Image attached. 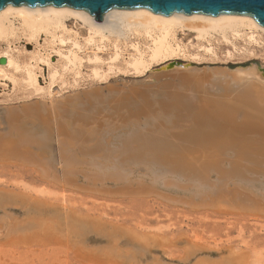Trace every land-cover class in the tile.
Returning a JSON list of instances; mask_svg holds the SVG:
<instances>
[{"label":"rangeland","instance_id":"obj_1","mask_svg":"<svg viewBox=\"0 0 264 264\" xmlns=\"http://www.w3.org/2000/svg\"><path fill=\"white\" fill-rule=\"evenodd\" d=\"M80 21L70 18L65 23L66 38L82 46L78 83L68 74L52 95H37L21 83L14 86L0 80V154L8 149L0 155V264H264V157L238 158L229 148L219 158L217 170L198 160L193 162L196 168L177 165L190 158L188 154L198 156L194 153L211 138L178 135L192 127V120L175 119L170 110L157 105L143 112L116 103L114 90L136 77L125 65L133 55L132 45L145 48L146 41L106 33L100 49L86 47L92 35ZM15 27H20L17 20ZM252 35L254 41H250ZM197 37L196 31L177 29L175 41L187 50L166 62L259 60L264 64L262 31L245 30L225 40L219 34L208 41ZM47 42L44 34L38 43L23 36L1 39L0 60L9 51L24 67L40 53H50L51 64L60 70L64 63L47 49ZM70 49L68 44L61 51ZM42 68L39 82L46 88L49 68ZM96 69L103 80L93 79ZM29 105L48 117L43 126L37 112L22 111ZM54 107H59L57 117ZM8 109L16 112L10 123ZM245 113L254 114L244 108L234 115L235 121L243 120ZM49 115L51 120L54 116L53 122ZM200 123L193 126L200 134L215 125ZM245 128L248 132L240 133L242 138L258 136L257 128ZM26 136L40 149L35 152L23 145L20 141ZM128 136H138L130 138L134 143L138 140L140 147V142L150 143V149L143 144L139 152L125 157L126 142L132 144H127L130 148H139ZM16 146L32 151L37 159L13 154Z\"/></svg>","mask_w":264,"mask_h":264},{"label":"bare ground","instance_id":"obj_2","mask_svg":"<svg viewBox=\"0 0 264 264\" xmlns=\"http://www.w3.org/2000/svg\"><path fill=\"white\" fill-rule=\"evenodd\" d=\"M70 18H75L77 20L79 19L82 21V23L85 26L87 25L92 36H91V39L88 40V42H85L86 47L87 46H97V47H99L98 49H100L101 44L103 43V41H105L106 33H108L110 35H115L117 37V39L127 38L131 35L136 37V38L142 37L146 41L145 48H142L140 46V44H133L132 45L133 55H130L129 60L125 61L127 71L136 77L144 76L154 66L165 63L168 58H171L174 56H179L180 53H185L186 48L183 47L182 45H180L179 43H177V41H175L174 33L177 31V29H188L191 31H196L197 35H198L197 38H199V40H202V41H208V39L211 36H213L214 34H217V35L219 34L222 36L221 38L224 39V38H227L228 35H231L233 37L240 36V33L242 31H245V30H250L252 32V34L257 33L259 31L264 32V27L261 26L260 24H258V22L254 18H252L250 16H243V15L223 14V15H219V16H209V15H203V14H192L190 16H187V15H184L181 13H174L171 16H163L161 14H155L152 11L145 9V8L112 9L104 15L102 22H97L88 12H86L84 10L73 9L70 7H59L58 8L55 6H46L43 8H30L27 6L14 7L12 5H7L4 9H2L0 11V40L1 39L7 40V39H9V37L16 38L19 36H23V37L27 38V40L29 42L38 43L39 39L44 34L46 37H48V40H49V42H47V44H48L47 49L52 50L53 52L57 53L58 56H60V58L64 64L61 67V69L59 70V69H57V67H55L54 65L51 64V62L49 60L50 59V53H44V54L40 53L39 56L36 59L34 58L31 63L22 67L21 65H19V63L13 57V55L9 51H7V52L2 54L3 55L2 57L5 58L6 63L0 64V80L1 81L2 80L11 81L14 86H17V84L21 83L26 89L32 90V92L34 94H37V95L41 94L42 92H46V93H48V95H52L53 89L55 88V86L59 82H63L64 76L68 75V74L73 77V80L75 83H78V79L81 76V70H82V66H83L84 61L82 62L83 59H82V57H80V51L82 50L81 43L71 41L70 39L66 38V36H65V35L69 34L67 31V27H66L65 23ZM16 20L20 22L19 28L15 27V21ZM96 37H98L99 39H96ZM250 39H251L250 41L255 40L253 35L250 36ZM68 44L70 45L71 49L67 53H63L61 51V49L64 48L65 45H68ZM57 48H59V49H57ZM47 49H46V51H47ZM115 50H116L115 55L117 56L116 57V60H117V58L120 55L119 54V47L116 46ZM206 51H209V50H206ZM113 61H114V59H113ZM95 62H98V59L95 60ZM42 67H48L49 68L48 79H45L46 84H47L46 88H44L41 85V83L39 82V76L38 75H39V72H43ZM8 71L9 72L11 71L10 75L8 74ZM102 75L103 74H101V72L98 71V69L93 71V79H95V80H103ZM235 78H236L237 83L239 85L249 83L251 81L254 82V84L259 86V88H260L258 96L264 100V83L259 80L257 73L253 69L248 70V71H244L241 73H237L235 75ZM36 107L37 106H34V105L25 106L22 111L26 114H30L29 112H31V111L37 112L36 109H38V108H36ZM52 110L57 111V110H59V107L58 108L54 107ZM39 112H42V111L40 110ZM14 113H16L14 110L8 109V116H6L7 113L5 115L6 118H8V119H6L8 121V123H10L9 119H12L14 117ZM49 114H51V113H49ZM56 114H58V111H57V113H55V115ZM263 114H264V112H263ZM37 115H36L37 119H39L40 124H42V126H43L44 125L43 123L47 121L46 119L48 117L46 118V117H44L43 114H40L38 112H37ZM45 116H48V115H45ZM56 117H57V115H56ZM53 118H54V116L52 117V120H53ZM50 120H51V116H50ZM50 120H48V121H50ZM206 124L208 125V127L213 126V125L209 126L210 123H206ZM240 125L244 126V127L245 126L246 127L247 126H251V127L253 126V127L257 128L254 130L256 131V134L258 136H256V138L254 137V139H250V138H252L251 135L249 138H242V135H240L239 133H236L235 135H234V133H232L233 134V135L231 134L232 136H228L224 139H217V138L211 139L210 142H207L206 144L204 143V145H206V146L199 149L197 153H194V154H199L198 156L188 154L189 157L190 156L191 157L190 158L185 157L180 162H178L177 165L180 164L182 167L184 165H191V166L194 165L195 166L194 168H196L197 166L193 162L197 163V160H198V163H203V164H205L206 168L209 167L210 169H212V168H215L217 166L218 160L221 157L222 153L226 149H229V148L234 149V151L238 155V158H251V157H253V159L256 158L259 160V158L264 157V124L261 122V116L259 115L258 117H255V118H248V119H246L245 122L241 123ZM204 128H202V129H204ZM200 129H201V127H200ZM57 130H58V133L62 132L58 128H57ZM61 135H62V133H61ZM143 135H142V137H144ZM244 135L246 136V133ZM132 136H128V137L134 138ZM25 138H29V137L26 136ZM25 138L20 141V142H22L23 145L26 146L28 144V145L32 146L33 147L32 149L34 151L36 150V148L40 149V145L37 146L34 139H32V138L25 139ZM136 138H138V136ZM136 138H134V139H136ZM134 139L133 140L131 139L132 140L131 142L134 143ZM139 139H141V138H139ZM205 139H207V138H205ZM142 140L145 142L144 139H142ZM136 141L138 143V140H135V142ZM140 141L141 140H139V142ZM150 141H152V140H150ZM199 141L201 142V140H199ZM146 142H147V140H146ZM204 142H206V141H204ZM122 143H124V142H122ZM137 143H134V144H136L138 146L139 143L138 144ZM140 143H142L141 146L143 147L144 143L143 142H140ZM127 144H131V143L126 142L125 145H127ZM151 144H154V143H151ZM144 145L146 146V144H144ZM124 146H123L122 150L124 151V154L126 153L125 157L130 156V155L127 156V154H131V156H132L133 151L137 152V150H138V152H139V150H141V148H142V147H140V145L138 146L139 148H137L135 145L134 146L136 148H134L132 146L130 148V145H129V147H128V145H127V147L126 146L124 147ZM148 146H150V143H148V145L146 147H148ZM151 146H152L151 148H153V145H151ZM156 146H157V144H156ZM66 147H68V146H66ZM12 148H11V150H12ZM21 148H19L17 146H16V148H13V151H14L13 154L15 152H17L19 154L18 156H21V157L26 156V157L31 158L32 160L35 157H37V155L35 153H31L32 151L31 152H30V150H28V152H27V150L22 151ZM120 149H119V151H120ZM7 151H8V149L3 150V154H0V155L6 154ZM38 151H40V150H38ZM123 151H120V152L122 153ZM148 151H150V150H148ZM121 153H119L120 155L119 154L118 155L124 157L122 155L123 153L122 154ZM153 153H150V154H153ZM154 154H157V151ZM15 155H17V154L15 153ZM138 155H140V154H138ZM146 155H147V152H146ZM225 155H226V153H225ZM154 156H155V158L157 157L156 155H154ZM195 156H197V157H195ZM29 158L27 160H29ZM119 158H117V160ZM35 159H37V158H35ZM122 159L125 160L124 158H122ZM132 159H133V157H132ZM157 159H158V157H157ZM41 160H42V158H41ZM69 160H71V159H69ZM120 160H119V163H121L123 161L122 160L120 162ZM160 162H162V161H160ZM235 164H237V163H235ZM258 166H259V164H258ZM200 167H201V165H200ZM234 167H236V166L234 165ZM239 167H240V165H239ZM198 168H199V165H198ZM183 170H184V168H183ZM235 170H236V168H235ZM179 171H181V170H179ZM195 171H197V170H195ZM195 171H194V174L196 173ZM200 171H202V173H203V169ZM200 171H198V172H200ZM258 171H260V170H258ZM183 174H185V173H183ZM228 174H230V173H228ZM199 175H200V173H199ZM191 178H192V176H191Z\"/></svg>","mask_w":264,"mask_h":264},{"label":"water","instance_id":"obj_3","mask_svg":"<svg viewBox=\"0 0 264 264\" xmlns=\"http://www.w3.org/2000/svg\"><path fill=\"white\" fill-rule=\"evenodd\" d=\"M7 5L70 7L88 12L97 22H102L112 9L145 8L163 16L174 13L243 15L254 18L264 27V0H0V11ZM0 63L5 64V58ZM251 69L264 83V64L259 60L229 64L171 60L152 68L144 76L124 80L114 90L116 103L143 112L157 105L160 110H170L175 119L192 120V127L178 135L224 139L232 133L248 132L240 124L248 118L264 115L259 86L252 81L239 85L235 78L237 73ZM244 108L254 114L245 113L246 117L236 122L234 115ZM200 122L215 125L212 130L200 134L198 128L193 127Z\"/></svg>","mask_w":264,"mask_h":264}]
</instances>
